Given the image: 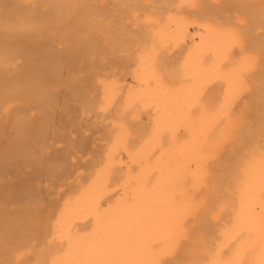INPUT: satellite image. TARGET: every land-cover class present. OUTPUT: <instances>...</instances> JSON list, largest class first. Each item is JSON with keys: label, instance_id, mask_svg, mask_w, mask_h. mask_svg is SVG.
Segmentation results:
<instances>
[{"label": "bare ground", "instance_id": "obj_1", "mask_svg": "<svg viewBox=\"0 0 264 264\" xmlns=\"http://www.w3.org/2000/svg\"><path fill=\"white\" fill-rule=\"evenodd\" d=\"M263 65L264 0H0V264H264Z\"/></svg>", "mask_w": 264, "mask_h": 264}, {"label": "rangeland", "instance_id": "obj_2", "mask_svg": "<svg viewBox=\"0 0 264 264\" xmlns=\"http://www.w3.org/2000/svg\"><path fill=\"white\" fill-rule=\"evenodd\" d=\"M263 66H264V65H263ZM40 133H41V132H40ZM62 133L65 135V132H62ZM47 134H48V136H50L49 133H46L45 136H46ZM38 135H39V134H38ZM39 136H40V135H39ZM43 136H44V135H42V138H43ZM45 136H44V137H45ZM53 136H54V135H53ZM40 137H41V136H40ZM50 137H51V136H50ZM51 138L54 139L53 137H51ZM51 138L48 137V139H49L50 141L52 140ZM57 138L59 139V137L56 136V139H57ZM58 139H57V140H58ZM45 140H46V138L43 139V145H44V143H45V142H44ZM47 141H48V140H47ZM47 141H46V144H45V145H47V146L45 147V145H44L43 147L45 148V151H48V148H49V151H50V153L52 154V153H53L52 150L54 149V148H53V144H55L56 140H52V141H54V143L52 144V146L50 145L51 148H53L52 150H50L51 148L49 147V143H50V142H47ZM47 143H48V144H47ZM41 145H42V144H41ZM55 145H56V144H55ZM54 147H55V146H54ZM46 148H47V150H46ZM54 150H55V149H54ZM54 150H53V151H54ZM49 151H48V152H49ZM58 152H59V151H58ZM53 154H54V153H53ZM60 155H61V154H60ZM60 155H59V156H60ZM63 156H64V155H62V157H63ZM53 179H55V178H53ZM43 180H44V179H43L42 177H41V178H40V177L38 178V181L41 182V184H43V182H44ZM39 182H38V184H39ZM47 183H50V182H47Z\"/></svg>", "mask_w": 264, "mask_h": 264}]
</instances>
